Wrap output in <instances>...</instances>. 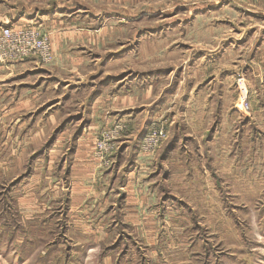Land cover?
Masks as SVG:
<instances>
[{
    "label": "crops",
    "instance_id": "1",
    "mask_svg": "<svg viewBox=\"0 0 264 264\" xmlns=\"http://www.w3.org/2000/svg\"><path fill=\"white\" fill-rule=\"evenodd\" d=\"M188 1L176 0L159 11L169 18L160 30L178 34L159 39L156 50L166 56L159 60L178 62L174 70L163 64L176 82L164 84L162 74L154 71L144 72L135 84L138 76L129 77L134 76L130 68L122 70L124 76L102 69L135 58L136 38L122 41L112 31L101 33L103 16L114 19L123 13L101 3L113 6L118 0H0V30L35 24L50 37L56 53L54 65L41 66L33 59L0 65L3 150L8 142L17 143L14 148L24 158L16 167L25 171L20 174L25 186L47 180L51 188L46 193L63 204L67 220L87 217L98 226L115 214L133 225L156 220L157 214L148 210L156 209L154 202L162 195L160 177L188 154L187 148L178 152V145L188 141L196 150L206 147V158H212L215 134L232 114L229 78L239 71L264 77V0ZM70 45H77L76 51ZM148 77L156 79L145 82ZM118 121L129 126L128 134L121 139L114 168L104 170L93 157L94 143L99 132ZM161 122L169 126L172 141L154 158L140 154L147 128ZM71 140V149H64ZM40 146L43 159H33ZM65 153L70 156L60 161ZM158 168L162 175L157 176ZM44 171L48 178L39 175Z\"/></svg>",
    "mask_w": 264,
    "mask_h": 264
},
{
    "label": "rangeland",
    "instance_id": "2",
    "mask_svg": "<svg viewBox=\"0 0 264 264\" xmlns=\"http://www.w3.org/2000/svg\"><path fill=\"white\" fill-rule=\"evenodd\" d=\"M175 2L118 0L113 6L101 3L106 9L123 11L114 19L103 16L101 33L106 36L112 31L122 41L134 37L136 48L133 61L119 59L110 68H99L113 73L117 70L118 76L126 75V72L121 75L122 70L130 68L133 73L129 74L134 76L129 77L136 80L138 76L135 84L144 72L154 71L162 74L159 76L162 83L176 82L177 77H168L170 70L163 64L174 70L178 62L159 60L166 56L156 52L162 44L159 39L178 35L174 30H160L169 18L165 20V14L162 16L159 11L173 7ZM150 14L154 16L149 17ZM122 21L128 23L122 25ZM23 26L40 32L51 49L52 61L45 63L38 55L16 63L33 59L41 66L54 65L56 53L50 37L35 24ZM92 32L101 34L99 30ZM76 48L77 45H70L68 49L76 51ZM144 79L151 83L156 78ZM228 84L232 114L225 127L215 134L213 157L206 158V147L196 150L194 143L188 141L178 145V152L185 153L187 148L191 157L187 154L180 159L181 164L173 163L178 166L160 177L159 188L164 196L159 194L158 202H154L156 209L148 210V214H157L156 220L136 221L133 225L121 220L118 214L107 215L100 226L87 217L67 220L63 204L54 203L48 196L52 192L46 193L51 188L47 180L25 186V176L20 178L25 171L16 167L24 158L14 148L17 143L8 142L3 150L0 140V264H264V77L246 76L239 71L229 78ZM241 84L249 95V110L240 105ZM124 125L119 140L113 142L108 166L96 157V145L102 132L114 125L105 127L96 137L93 157L104 170L113 169L117 163L121 139L129 130ZM148 130L149 127L144 137ZM168 133V140L147 157L154 158L172 141L169 126ZM175 137L178 139V135ZM199 140L202 146L203 141ZM72 143L66 142L64 149H71ZM47 148L46 145L44 150ZM44 150L37 147L33 159H43ZM69 156L70 153L66 154L60 161ZM162 172L158 168L157 176ZM39 175L49 177L46 171ZM165 178L167 181L162 185Z\"/></svg>",
    "mask_w": 264,
    "mask_h": 264
},
{
    "label": "built area",
    "instance_id": "3",
    "mask_svg": "<svg viewBox=\"0 0 264 264\" xmlns=\"http://www.w3.org/2000/svg\"><path fill=\"white\" fill-rule=\"evenodd\" d=\"M35 54V55H34ZM42 56L45 63L52 61L49 45L41 38L40 32L35 28L22 26L21 28H2L0 30V65L19 62L31 56ZM239 97L243 110H249V95L244 84H241ZM121 122V121H120ZM111 129L102 132L96 145V157L102 165H109V156L114 148L113 142L125 129L124 122L115 123ZM168 125L166 123H154L140 145L141 154L151 155L168 140Z\"/></svg>",
    "mask_w": 264,
    "mask_h": 264
}]
</instances>
